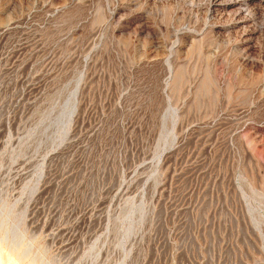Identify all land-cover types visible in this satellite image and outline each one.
<instances>
[{"label": "rangeland", "instance_id": "rangeland-1", "mask_svg": "<svg viewBox=\"0 0 264 264\" xmlns=\"http://www.w3.org/2000/svg\"><path fill=\"white\" fill-rule=\"evenodd\" d=\"M0 264H264V0H0Z\"/></svg>", "mask_w": 264, "mask_h": 264}, {"label": "bare ground", "instance_id": "bare-ground-1", "mask_svg": "<svg viewBox=\"0 0 264 264\" xmlns=\"http://www.w3.org/2000/svg\"><path fill=\"white\" fill-rule=\"evenodd\" d=\"M246 1H248V0H246ZM250 1V0H249ZM252 1V0H251ZM253 1H256V0H253ZM262 2V1H261ZM218 4V3H217ZM243 4V3H242ZM255 4V3H254ZM216 5V4H215ZM236 6V5H235Z\"/></svg>", "mask_w": 264, "mask_h": 264}]
</instances>
